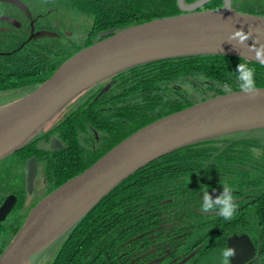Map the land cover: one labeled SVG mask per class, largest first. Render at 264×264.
<instances>
[{
    "label": "trees",
    "instance_id": "obj_1",
    "mask_svg": "<svg viewBox=\"0 0 264 264\" xmlns=\"http://www.w3.org/2000/svg\"><path fill=\"white\" fill-rule=\"evenodd\" d=\"M23 1L34 13L32 2L35 0ZM194 1L185 0L186 3ZM223 1L211 0L200 9L220 7ZM36 2L41 9L36 15L29 11L35 17L32 25V18L27 17L25 10L10 0H0V13L13 14L21 23L17 26L6 21L10 29L0 33V91L19 90L23 92L19 97L50 78L75 52L100 40L99 32L182 12L178 0ZM232 5L236 10L264 15V0H232ZM70 20L76 22L70 23ZM75 26L80 28L78 33L67 37L65 28ZM39 31L40 34L30 37ZM239 63H246L255 70L256 87L264 86V64L260 62L227 54H199L156 60L126 69L94 85L72 101L73 106L68 104L66 108L70 109L62 111L63 115L60 113L48 130L0 160V164L12 162L2 171L5 181L0 182V187L19 186L8 191L16 193L19 202L7 219L0 222V255L30 209L43 196L83 172L133 132L209 97L240 90L235 71ZM112 79L115 81L110 89L95 99L104 84ZM51 135L58 136L64 146L55 150L39 145V140L48 141ZM259 142H264V128L203 140L153 160L114 187L59 239L56 243L61 241V245L49 264H126L121 263L123 256L146 249L151 242V228L162 221L163 213L171 216L179 207L180 212L183 211L190 194L203 188H223L222 184H227L246 192L258 190L264 195V163L247 148ZM31 156L37 157L43 168L46 187L41 195L35 193V198L25 208L29 193L25 167ZM13 167L18 168L14 174L18 183L7 182ZM259 184H263L262 190L247 188ZM4 196L0 191V203ZM202 217L212 221L213 229L210 227L207 232L215 240L197 255L214 257L217 253L221 261L222 250L227 248L226 235L232 232L236 220H225L219 214ZM243 217L242 222L241 216L238 220L245 226L259 219L254 212ZM186 250L188 254L191 249ZM261 250L259 260L264 264V243ZM195 256L193 261L198 259Z\"/></svg>",
    "mask_w": 264,
    "mask_h": 264
},
{
    "label": "water",
    "instance_id": "obj_2",
    "mask_svg": "<svg viewBox=\"0 0 264 264\" xmlns=\"http://www.w3.org/2000/svg\"><path fill=\"white\" fill-rule=\"evenodd\" d=\"M209 1L178 0L181 13L119 30H103L98 34L100 40L67 58L46 81L1 105L0 160L44 132L68 104L94 85L126 69L199 54H227L259 62L255 51L249 49L264 44V15L236 10L232 0H224L220 7L200 9ZM0 18L20 25L11 16ZM239 29L246 34L254 30L245 44H239L238 38L230 39ZM114 81H107L96 97L108 91ZM256 89L257 94L252 95L234 90L209 97L133 132L83 172L41 198L1 253L0 264H34L114 187L153 160L203 140L264 128V86ZM63 146L58 137L50 140L51 149ZM37 174L38 161L31 156L26 171L29 193L33 192ZM17 200L15 194L3 200L0 222L11 213ZM227 246L235 249L231 264H244L256 254L247 234L230 236Z\"/></svg>",
    "mask_w": 264,
    "mask_h": 264
},
{
    "label": "flooded vegetation",
    "instance_id": "obj_3",
    "mask_svg": "<svg viewBox=\"0 0 264 264\" xmlns=\"http://www.w3.org/2000/svg\"><path fill=\"white\" fill-rule=\"evenodd\" d=\"M21 8L27 12L26 13L27 17L32 18L31 24L33 25L34 19L32 14L29 11H27L26 8L22 6ZM2 15L11 16L19 21L18 17H16L13 14L0 13V16ZM6 21L7 20L0 18V33L4 30L10 29V26L7 25ZM38 33H41V31L37 32L36 34L32 33L31 36L37 35ZM65 110H67L66 107ZM63 112L61 113V115H63ZM55 120L51 123V125L55 122ZM49 127L50 125L47 126L46 130H48ZM53 137H58V136L51 135L48 141H46L45 139L39 140V143H41L40 146L50 148V140ZM259 143H264V142H259ZM247 148H249L250 154L258 158H260L262 154H264V145L261 146L258 144H254V145L252 144L249 145ZM25 170L27 171V162H26ZM45 187H46V176L43 171V168L40 167V164L38 162V174L35 179L34 189L32 193H28V195H26L25 208L30 205L32 199L35 196V193L41 195L44 192ZM262 187L263 184H259L247 188H249V190H253L256 188L262 190ZM208 188L207 189L203 188L198 192L190 194V197L187 200V205L184 207L183 211L180 212V207H179L175 209L173 212H171V216H168L167 212L163 213L161 217L162 221L158 225L151 228V231H153L150 234L151 242H149L146 245V249L143 248L136 250L133 253H130L126 256L121 255L123 256V258L121 259V263L124 262L126 264H188L189 260H192L191 262H193V264H196L197 259L193 261V257L196 255L195 258H197L198 257L197 254L200 252V250L202 248H207L209 246H212L215 240L213 238V235H209L207 232V230L210 231V229L211 230L213 229L211 226L212 221L208 217H202V215L219 214L218 210H213L210 212H203L201 210L200 205L203 202V195H204L203 192L205 190L209 191L210 195L213 198L219 196L223 192V188H215V187H208ZM231 190L236 205V211L234 213L233 220L236 221H233L234 227L232 232L226 235L225 238L226 246H227V240L230 236L234 234L237 235L247 234L250 240L252 241L253 245L255 246L256 254L253 258L247 260L244 264L248 262H251L252 264H260L261 261L259 259L262 251L261 246L263 247V243H264V195H262L261 191L258 190L256 192H246L243 188L240 189L231 188ZM10 194H15L18 197L16 193L7 192L6 194L4 193L5 196L3 200ZM260 194L262 196H260ZM18 202H19V197L12 211L15 210V207L17 206ZM27 203L29 204L27 205ZM188 206L192 207V209L190 210L187 209L186 207ZM253 212L257 214L259 219L257 218V221H254L255 220L254 219L253 222H251L250 224L246 223L247 224L246 226L241 225L240 222L245 220V217L243 216L247 214H251ZM240 216H241V220L239 222L238 219ZM189 248L191 250L188 252V254H186L185 251H187L186 249ZM202 255L204 254H200V257ZM207 257L209 259L213 258L212 260H218L220 258L219 256H216V258L212 257V255ZM230 264H231V260H230Z\"/></svg>",
    "mask_w": 264,
    "mask_h": 264
},
{
    "label": "clouds",
    "instance_id": "obj_4",
    "mask_svg": "<svg viewBox=\"0 0 264 264\" xmlns=\"http://www.w3.org/2000/svg\"><path fill=\"white\" fill-rule=\"evenodd\" d=\"M254 30H249L246 34L243 29L236 30L231 34V40H237L239 44H245L246 41L250 39V35ZM257 37V41H259ZM250 51H255L256 60L261 64H264V44L259 47H250ZM236 73H238L237 79L240 81V91L249 95L257 94L256 82L254 79L255 70L250 68L246 63H239L236 68ZM47 129V128H46ZM223 192L213 198L209 191L205 190L203 193V202L200 205L203 212H210L213 210H218L219 215H221L225 220H231L236 211V205L234 202L232 190L227 184H222ZM235 255V249L225 248L222 250L221 264H230V258Z\"/></svg>",
    "mask_w": 264,
    "mask_h": 264
},
{
    "label": "rangeland",
    "instance_id": "obj_5",
    "mask_svg": "<svg viewBox=\"0 0 264 264\" xmlns=\"http://www.w3.org/2000/svg\"><path fill=\"white\" fill-rule=\"evenodd\" d=\"M23 1V0H22ZM21 0L20 1H15V0H13L12 1V3L13 4H16V5H18V7H20L21 8V6L22 7H24V8H26L27 9V11H30L31 10V7L28 5V4H25V2L23 1L22 2ZM34 1V0H33ZM31 2H32V0H31ZM32 4H33V8H34V13H32L31 11V13L32 14H34V15H36V13H38L39 12V10L41 9V5L39 4V3H37L36 2V0L34 1V2H32ZM22 9V8H21ZM28 14H30V13H28ZM34 19V18H33ZM47 19V18H46ZM48 20V19H47ZM66 20H69L68 18L66 19ZM75 23L76 21L75 20H70V23ZM67 25H69V22H67L66 23ZM80 28H78V27H74V28H69V27H66L65 28V30L66 31H64L65 33H66V36L67 37H71L72 36V34H74V33H78V30H79ZM69 34H68V33ZM40 34V33H39ZM80 34V33H79ZM30 37H31V35H30ZM23 92H20L19 90H8V91H0V106L1 105H3V104H6V103H9V102H11V101H13V100H15V99H17V98H19V96L22 94ZM96 98H98V97H95V99ZM71 104V103H70ZM73 104V103H72ZM71 104V105H72ZM74 105V104H73ZM72 105V106H73ZM70 108L68 107V109L67 110H69ZM65 110V109H64ZM63 110V111H64ZM62 113V112H61ZM41 143H39V145H40ZM255 144H258V145H264V143H255ZM249 146V145H248ZM258 152H259V150H258ZM259 161L261 162V163H264V154H262V156L260 157V159H259ZM12 162H9V161H7V162H3V163H1L0 164V182H2L3 184H4V181H5V179H4V177H3V173H2V171H4L6 168H7V165H9V164H11ZM10 169V168H9ZM11 170V169H10ZM17 171H18V168L17 167H13V170H11V172H10V176H9V178L7 179V182L8 183H12L13 182V180H14V182H16V179H17V177H16V175H14V174H16L17 173ZM5 176H8V173L5 175ZM13 177V178H12ZM16 183H18V182H16ZM14 185H8V186H4L3 188L2 187H0V191H1V193H7L8 191H10L11 189H16V188H18L19 186H16L15 188L13 187ZM35 198V197H34ZM33 198V199H34ZM27 202H29V201H27ZM29 203H27V205H28ZM26 205V206H27ZM187 209H192V207H186ZM23 209V208H22ZM31 210V209H30ZM30 212V211H29ZM3 225H4V223H3ZM195 237H196V235H195ZM14 238V237H13ZM12 238V239H13ZM12 239H11V241H12ZM11 241H9V243L11 242ZM2 242V239H1V235H0V243ZM8 243V244H9ZM60 245H61V241L60 242H58V243H56L55 244V246H53L52 248H51V251H49V253H47L46 255H44V256H41V257H39L38 259H37V261L34 263V264H49L50 263V261L52 260V258L54 257V255H55V252L57 251V249L60 247ZM203 256V257H202ZM201 257L198 255V259H197V262H196V264H220L221 263V261H219V260H212V259H209L206 255H202ZM205 256V257H204ZM216 256H217V253H214V257L216 258ZM192 260H189V262H188V264H193V262H191Z\"/></svg>",
    "mask_w": 264,
    "mask_h": 264
}]
</instances>
